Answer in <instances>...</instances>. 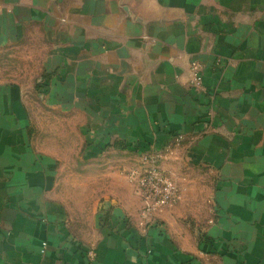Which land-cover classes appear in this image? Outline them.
Segmentation results:
<instances>
[{
    "label": "crops",
    "instance_id": "0c3cea01",
    "mask_svg": "<svg viewBox=\"0 0 264 264\" xmlns=\"http://www.w3.org/2000/svg\"><path fill=\"white\" fill-rule=\"evenodd\" d=\"M28 26L48 42L49 104L98 171L96 210L76 233L56 149L0 81V264H264V0H0L2 33ZM177 133L161 165L178 200L143 225L128 172Z\"/></svg>",
    "mask_w": 264,
    "mask_h": 264
},
{
    "label": "rangeland",
    "instance_id": "374dc122",
    "mask_svg": "<svg viewBox=\"0 0 264 264\" xmlns=\"http://www.w3.org/2000/svg\"><path fill=\"white\" fill-rule=\"evenodd\" d=\"M38 36L32 26L23 28L21 35H17L14 28L8 37L0 30V81L22 86L34 142L45 154L53 147L56 149L57 193L66 202L71 226L78 234L90 233L96 210L98 171L84 166L79 124L73 123L72 130H66L64 111L49 104L50 91L46 84L49 74L43 64L45 59L42 58L44 52L41 47L47 46L48 42L43 43ZM72 110L70 116L79 121L80 112ZM55 117L58 122L53 133L51 129L54 128L52 121ZM49 132L57 136L55 146L54 139L48 137ZM140 158L141 155L134 168L139 165Z\"/></svg>",
    "mask_w": 264,
    "mask_h": 264
},
{
    "label": "built area",
    "instance_id": "2783aa9c",
    "mask_svg": "<svg viewBox=\"0 0 264 264\" xmlns=\"http://www.w3.org/2000/svg\"><path fill=\"white\" fill-rule=\"evenodd\" d=\"M190 84L201 85L200 64L191 61ZM184 139L182 133L173 136L172 141L164 153L149 152L141 155L136 168L129 170L128 178L134 185V190L141 200L140 216L143 225L157 212L165 207L174 205L179 197V188L173 172L165 170L162 165L164 155L170 151L171 146L178 145ZM46 243H42L44 248ZM43 251V249H42Z\"/></svg>",
    "mask_w": 264,
    "mask_h": 264
}]
</instances>
